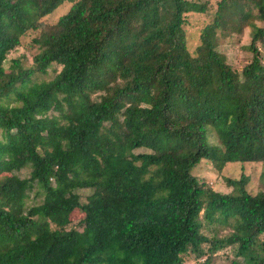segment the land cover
I'll list each match as a JSON object with an SVG mask.
<instances>
[{"label": "trees", "instance_id": "1", "mask_svg": "<svg viewBox=\"0 0 264 264\" xmlns=\"http://www.w3.org/2000/svg\"><path fill=\"white\" fill-rule=\"evenodd\" d=\"M63 1L0 0V264H214L225 248L223 264H264V167L254 193L244 172L228 192L192 172L264 166V0H218L193 53L183 24L206 1L66 0L44 23ZM246 26L236 71L218 41ZM29 30L32 63L6 69ZM52 65L54 81H31ZM76 209L80 230L52 228ZM205 221L231 231L208 236Z\"/></svg>", "mask_w": 264, "mask_h": 264}, {"label": "rangeland", "instance_id": "2", "mask_svg": "<svg viewBox=\"0 0 264 264\" xmlns=\"http://www.w3.org/2000/svg\"><path fill=\"white\" fill-rule=\"evenodd\" d=\"M206 1L208 9L205 13L189 12L186 13L185 23L183 24L185 34H186V46L188 50L193 53L196 46L199 44V33L201 28L211 19L212 14L216 8V2L218 0H198ZM71 6L70 1H63L60 3L52 12L42 17V21L46 24H52L56 22L58 17L65 13ZM250 31L251 28L246 26L243 28L241 33L232 32L230 35L220 36L218 41L217 50L224 53L226 61L232 66L233 69L239 71L241 67L250 61L252 52L247 47L250 41ZM38 34V30H29L20 39V44L15 48L11 49L7 55L4 62V66L8 69L9 64L13 58L20 59L24 67L29 66L32 63V58L35 53H37L38 48L32 46V37ZM60 66L52 65L47 68L45 73H35L31 76V81H54L56 79V73L58 72ZM95 97V95H93ZM209 140L215 142L214 134L209 135ZM134 151H149L146 148H137ZM263 164L260 162H227L220 170L216 169L214 165L207 160L200 161L192 170V172L200 179L206 181L213 189L228 192L231 187L227 186L224 177H238L242 172L246 173L250 180L247 184V189L254 193L259 188H261L262 183L260 179V173L263 169ZM29 167H22L16 173L20 176H27L29 173ZM88 189H81L79 193L81 195V200L84 201L85 195L88 193ZM39 199L34 197V191L30 192V196L26 200L27 205L36 203ZM83 217V212L80 209L74 210L68 216H62L61 219H57L55 222L59 221L61 225H56L52 220V228L60 229H81L82 223L81 219ZM228 222H232L229 219ZM202 231L208 235L212 236L217 234L219 236L225 235L231 231V224L225 222H203ZM231 255V248H225L219 250L214 258V264H223L226 261V257ZM182 264H197L199 261L203 260L205 257L196 258L194 253L188 252L183 256Z\"/></svg>", "mask_w": 264, "mask_h": 264}]
</instances>
